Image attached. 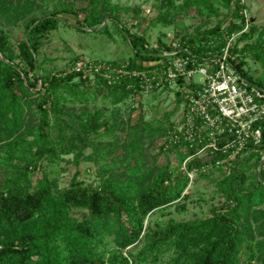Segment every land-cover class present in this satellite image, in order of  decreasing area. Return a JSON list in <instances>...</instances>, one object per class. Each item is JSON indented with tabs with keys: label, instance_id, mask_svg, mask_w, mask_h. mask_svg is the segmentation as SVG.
Segmentation results:
<instances>
[{
	"label": "trees",
	"instance_id": "obj_1",
	"mask_svg": "<svg viewBox=\"0 0 264 264\" xmlns=\"http://www.w3.org/2000/svg\"><path fill=\"white\" fill-rule=\"evenodd\" d=\"M51 1L61 3V12H77L65 0H17L16 3L0 0V19L11 24ZM192 7L206 18L219 17L221 8L227 9L232 22L224 28L217 23L205 29L202 24L192 32H177L173 39L179 47L199 56L214 54L221 51L232 34L240 31L230 52L236 55L240 71L264 88L262 76L253 79L244 69L242 56L248 52L264 67V27L258 29L250 24L242 31L241 0H184L174 14ZM130 9L110 0H88L83 8L86 12L83 21L93 30L105 17L118 20L120 12ZM236 18H241V23L233 22ZM59 23L58 13L53 12L27 26V38L21 50L27 70L15 62L19 56L13 54L6 34L0 30V264H154L164 256L168 261L160 264H243L250 253L256 254L259 263L264 264V239L253 242L255 236L250 224L251 217H261L260 207L264 204V170H256L260 161L258 152L244 151L241 160L228 166L229 171L246 172L253 163L255 180L249 186L245 187L247 177L243 172L227 175L215 183L224 205L213 207L210 217L169 221L163 228H147L145 220L149 215L187 198L184 194L187 174H176L186 158L189 159L185 171H199L205 165L214 167L226 154L219 150L206 160L196 155L198 141L185 140L171 122L175 107L166 114L167 126L156 131L164 139L161 151L174 153L176 166L168 158L159 167L148 163L143 138L154 132L142 116L131 128L122 157L108 161L102 151L116 145L115 132L119 127L108 126L99 110L91 112L82 108L76 112L70 107L72 103H90L96 99L97 91L103 92V97L113 105L148 92L139 78L127 73L114 72L109 79L95 75L91 85L88 75L72 70L76 62H101L128 71L161 70L158 63H149L160 59L156 55L160 49H169L165 40L150 50L142 35L129 34L133 55L127 60L80 59L73 62L67 74L48 72L39 76L36 73L43 63L36 57ZM30 72L35 75L33 79ZM38 80L41 86L35 90ZM175 93L178 105L183 98L179 91ZM34 94L37 99L32 98ZM32 114L38 118L36 125L29 121ZM104 141L109 145H104ZM89 147L92 152L86 154ZM67 154H72L76 167L82 161L101 163L99 183L85 184L77 179L76 170L69 186L59 188L46 171L39 172L43 162L53 164ZM117 168L120 172H110ZM76 210L82 212V219L73 215ZM256 228L264 237V223ZM108 242L115 250L104 258L101 249Z\"/></svg>",
	"mask_w": 264,
	"mask_h": 264
},
{
	"label": "rangeland",
	"instance_id": "obj_2",
	"mask_svg": "<svg viewBox=\"0 0 264 264\" xmlns=\"http://www.w3.org/2000/svg\"><path fill=\"white\" fill-rule=\"evenodd\" d=\"M16 3L17 0H11ZM68 5L77 10L70 13L61 12V3L51 1L44 4L40 9L34 10L24 18L13 22L11 24L5 23L0 19V30L6 34L8 44L11 47L13 54L19 57L15 60L22 69L27 70L24 59L21 55L22 44L27 38V26L31 21L39 19L44 16L51 15L53 12L58 13L60 23L56 29L50 32L43 46L40 48L39 55L36 57L38 62H42V69L37 70V75H42L48 72L67 74L71 71V66L76 60L84 59L88 61H121L131 58L133 50L129 42V34L142 35L147 41L148 48L153 50L158 45L159 41L170 40L177 32L185 33L192 32L198 25L209 29L214 27L217 23L221 24V28L228 26L231 21V13L229 10L221 8V15L219 17L206 18L200 16L195 12V8H189L186 11H180L174 14L175 8L182 5L184 0H110L112 4L131 8L128 12H120L118 20L113 16L105 17L104 20L89 30L83 19L86 15L83 8L87 5L88 0H65ZM244 5L240 17L233 22L243 24V30L248 28L250 24H254L258 29L264 27V0H241ZM122 26V29L120 28ZM84 28V30H82ZM106 32H103V30ZM242 30V31H243ZM247 30V29H246ZM240 31L234 33L228 40H237ZM256 35L251 39L255 40ZM250 42V41H249ZM242 42L239 46H242ZM244 69H246L253 79L263 77L264 67L256 63L250 53H243ZM29 76L33 79L34 74L30 72ZM76 79H74L73 82ZM89 84H94V77H89ZM41 81L38 80V85L35 90L41 86ZM264 86V80L262 82ZM33 99H37V94H34ZM35 103V102H34ZM70 107L79 112L82 108H86L91 112L101 111L102 120L107 121V125L115 124L117 128L115 132L116 145H111L102 151L103 156L111 161L113 158H121L124 150L123 146L130 138L131 128L137 123L142 116V120L154 132L143 138L144 153L148 156V163L155 166H162L168 158L172 166L177 165L174 153L161 151V145L164 139L159 138L157 128L166 127V114L177 109L172 113L170 119L173 124L179 120L182 112L181 103L177 105L176 93L174 89L148 91L141 94V96L130 98L128 97L118 105H113L108 99L103 97V92L97 91L96 99L90 101L85 105L78 103L70 104ZM34 109V104H32ZM116 110V113H114ZM29 121L32 125L38 123V118L32 114L29 115ZM104 129H101V131ZM104 145L108 146L104 141ZM92 148L86 149V154H91ZM244 154L238 155L229 160L222 169L214 168L211 165H205L201 170L185 171L186 158L177 173L187 174L188 184L184 191L187 198L182 199L178 203H174L163 211H157L149 215L145 220L147 228L159 229L167 225L169 221L186 222L195 219H206L211 216L213 207H220L224 205V199L216 190L215 183L223 177L231 174H241L243 170H230L228 166L234 161H239ZM253 164V163H252ZM250 164V169L244 173L247 177L245 187L249 186L255 178L254 167ZM101 163L97 164L95 161H82L78 167L73 163L72 154L61 155V159L53 164L43 162L40 171H46L49 179L56 181L59 188L68 187L76 170L79 171L78 180L85 184L97 185L99 183V173ZM120 168L113 169L110 172L116 174L120 172ZM38 172V173H39ZM261 217L250 219V224L253 229L255 239L253 242L264 239L259 235L256 226L264 223V204L260 207ZM73 215L82 219V212L76 210ZM115 250V246L108 242L101 251L104 258H107L109 252ZM168 261L167 257H162L160 264ZM243 264H260L256 254L250 253L243 261Z\"/></svg>",
	"mask_w": 264,
	"mask_h": 264
},
{
	"label": "built area",
	"instance_id": "obj_3",
	"mask_svg": "<svg viewBox=\"0 0 264 264\" xmlns=\"http://www.w3.org/2000/svg\"><path fill=\"white\" fill-rule=\"evenodd\" d=\"M235 41L226 40L220 52L199 56L180 48L173 38L165 40L169 49H160L156 53L160 59L149 63H158L161 70L128 71L81 60L72 70L106 79L114 72L127 73L139 78L145 91H179L182 112L174 124L175 131L182 133L185 140L198 141L196 155L206 160L220 150L227 157L217 160L214 167L224 168L226 162L244 151L258 152L256 170L260 172L264 170V88L237 67L236 55L230 52Z\"/></svg>",
	"mask_w": 264,
	"mask_h": 264
}]
</instances>
